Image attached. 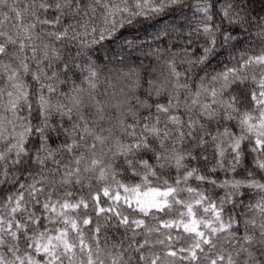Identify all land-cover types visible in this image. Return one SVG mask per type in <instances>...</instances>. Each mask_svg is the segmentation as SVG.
Listing matches in <instances>:
<instances>
[{
	"label": "clouds",
	"instance_id": "clouds-1",
	"mask_svg": "<svg viewBox=\"0 0 264 264\" xmlns=\"http://www.w3.org/2000/svg\"><path fill=\"white\" fill-rule=\"evenodd\" d=\"M0 264H264V0H0Z\"/></svg>",
	"mask_w": 264,
	"mask_h": 264
},
{
	"label": "snow or ice",
	"instance_id": "snow-or-ice-1",
	"mask_svg": "<svg viewBox=\"0 0 264 264\" xmlns=\"http://www.w3.org/2000/svg\"><path fill=\"white\" fill-rule=\"evenodd\" d=\"M170 254H171V255H175V253H174V252H173V253H170ZM192 255H193V256H195V253L193 252V253H192Z\"/></svg>",
	"mask_w": 264,
	"mask_h": 264
}]
</instances>
